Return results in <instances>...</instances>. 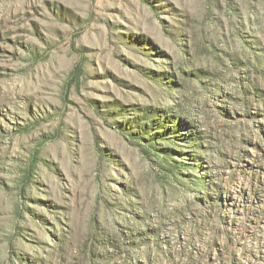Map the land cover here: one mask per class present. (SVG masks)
Masks as SVG:
<instances>
[{
    "label": "rangeland",
    "instance_id": "obj_1",
    "mask_svg": "<svg viewBox=\"0 0 264 264\" xmlns=\"http://www.w3.org/2000/svg\"><path fill=\"white\" fill-rule=\"evenodd\" d=\"M0 264H264V0H0Z\"/></svg>",
    "mask_w": 264,
    "mask_h": 264
}]
</instances>
